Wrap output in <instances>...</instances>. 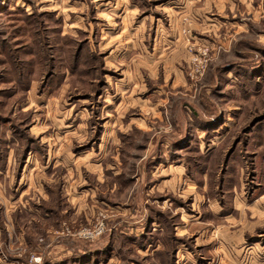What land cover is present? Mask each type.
Segmentation results:
<instances>
[{"label": "rangeland", "instance_id": "rangeland-1", "mask_svg": "<svg viewBox=\"0 0 264 264\" xmlns=\"http://www.w3.org/2000/svg\"><path fill=\"white\" fill-rule=\"evenodd\" d=\"M0 264H264V0H0Z\"/></svg>", "mask_w": 264, "mask_h": 264}]
</instances>
